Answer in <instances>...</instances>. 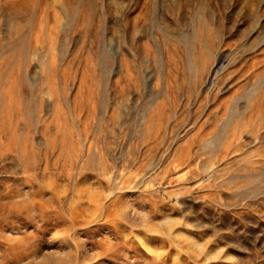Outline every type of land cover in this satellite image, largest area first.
<instances>
[{
    "label": "rangeland",
    "instance_id": "obj_1",
    "mask_svg": "<svg viewBox=\"0 0 264 264\" xmlns=\"http://www.w3.org/2000/svg\"><path fill=\"white\" fill-rule=\"evenodd\" d=\"M0 264H264V0H0Z\"/></svg>",
    "mask_w": 264,
    "mask_h": 264
},
{
    "label": "bare ground",
    "instance_id": "obj_2",
    "mask_svg": "<svg viewBox=\"0 0 264 264\" xmlns=\"http://www.w3.org/2000/svg\"><path fill=\"white\" fill-rule=\"evenodd\" d=\"M77 247L79 248V245H77ZM77 247H76V248H77Z\"/></svg>",
    "mask_w": 264,
    "mask_h": 264
}]
</instances>
